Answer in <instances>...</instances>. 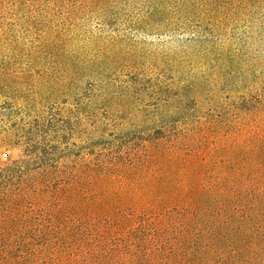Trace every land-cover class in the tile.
Listing matches in <instances>:
<instances>
[{
	"label": "trees",
	"instance_id": "16d2710c",
	"mask_svg": "<svg viewBox=\"0 0 264 264\" xmlns=\"http://www.w3.org/2000/svg\"><path fill=\"white\" fill-rule=\"evenodd\" d=\"M71 6L139 10L152 33L182 32L193 17L227 22L224 43L212 26L190 53L215 74L167 101L201 123L158 137L173 157L181 146L208 156L198 177L167 193L175 205L93 214L79 188L86 159L61 166V134L51 131L39 155L0 167V264H264V0H0V27Z\"/></svg>",
	"mask_w": 264,
	"mask_h": 264
},
{
	"label": "rangeland",
	"instance_id": "374dc122",
	"mask_svg": "<svg viewBox=\"0 0 264 264\" xmlns=\"http://www.w3.org/2000/svg\"><path fill=\"white\" fill-rule=\"evenodd\" d=\"M36 16L8 17L0 27L8 38L0 46V167L36 157L42 137L59 131L61 166L87 161L79 188L89 213L175 205L167 193L198 177L208 154L161 149L158 137L169 142L202 121L167 101L173 88L215 74L190 53L212 26L224 43L230 26L193 17L182 32L152 33L139 10L98 7Z\"/></svg>",
	"mask_w": 264,
	"mask_h": 264
}]
</instances>
